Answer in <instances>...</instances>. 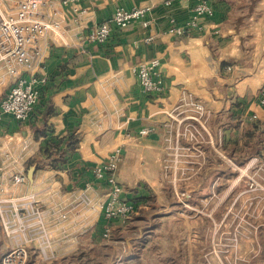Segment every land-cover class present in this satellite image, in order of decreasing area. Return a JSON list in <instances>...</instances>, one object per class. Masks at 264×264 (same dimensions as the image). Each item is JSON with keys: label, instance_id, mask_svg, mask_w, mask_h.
I'll return each instance as SVG.
<instances>
[{"label": "crops", "instance_id": "0c3cea01", "mask_svg": "<svg viewBox=\"0 0 264 264\" xmlns=\"http://www.w3.org/2000/svg\"><path fill=\"white\" fill-rule=\"evenodd\" d=\"M208 1L214 13L202 19L203 29L174 35L170 19L185 24L187 8L166 0H81L92 12L72 26V40L50 38L34 114L23 123L11 114L0 120V147L6 134L27 139L34 150L27 160L64 137L65 162L37 169L17 188L42 199L47 233L30 251L44 253L47 264H235L237 257L238 264H264V197L253 199L241 185L244 177L257 181L264 173V68L251 72L264 66V0ZM139 5L153 6V24L137 20L114 28L104 44H76L118 7ZM155 57L162 62L163 93L144 92L132 71ZM189 95L210 110L201 122L182 105ZM189 123L203 132L200 141L182 134ZM147 126L153 127L149 135L128 137ZM72 134L79 136L76 149L66 146ZM118 146L123 197L139 209L127 222L112 221L106 238L100 203L108 187L92 168ZM25 171L28 176L26 165ZM11 174L6 161L1 187L11 184ZM183 191L192 193L188 202ZM235 238L242 249L224 254Z\"/></svg>", "mask_w": 264, "mask_h": 264}, {"label": "built area", "instance_id": "2783aa9c", "mask_svg": "<svg viewBox=\"0 0 264 264\" xmlns=\"http://www.w3.org/2000/svg\"><path fill=\"white\" fill-rule=\"evenodd\" d=\"M165 5L187 8L190 12V18L185 24H177L175 17L170 19L171 27L168 32L174 35H184L192 29L202 30V19L214 13V8L208 0H166ZM152 10V5L118 7L111 18L94 24L86 34H80L76 44L80 47L104 44L114 28L124 29L137 20L143 21L145 26L151 25L154 23ZM90 12L91 8L82 7L81 0H0V94L3 93L4 87H9L0 100V120L6 114H11L20 123L31 118L41 100V86L46 82V78L39 76L38 72L50 38L59 36L68 43V39L72 40V26L84 22L85 16ZM152 39L153 37L149 36L146 41ZM132 71L144 92H164L165 78L160 58L140 62L132 67ZM183 101L185 111H191L189 117L201 122L200 120L209 116L210 110L202 100L189 95L183 97ZM260 104L264 107V91L260 96ZM255 117L256 115H253L251 119ZM151 132L153 127L147 126L129 134L128 137L137 140ZM182 134L197 141L203 138L201 129L191 123L186 125ZM4 138L5 141L0 147V170L8 161L12 174L11 184L0 186V221L3 233L9 237L11 243L2 255L0 264H26L33 240L43 238L47 233L41 197L32 191H17L19 186L28 182L25 165L34 150L27 139L18 138L14 134H6ZM123 158V148L118 146L106 160L92 168L94 177L105 182L108 187L106 196L100 203V212L106 221V238L111 235L112 221L127 222L139 209L136 201L123 197L124 185L118 175ZM225 160L233 166L231 159L226 157ZM217 183L215 180L213 184ZM249 191L253 199L264 197V185L257 181H252ZM181 196L188 202L192 193L183 191ZM84 201L89 202L90 197L86 196ZM76 215L80 216L81 212ZM229 248L231 252L234 249L240 251L242 246L239 238L224 246V254H228ZM39 255L46 258L44 253ZM238 259L239 257L235 264H238Z\"/></svg>", "mask_w": 264, "mask_h": 264}, {"label": "trees", "instance_id": "16d2710c", "mask_svg": "<svg viewBox=\"0 0 264 264\" xmlns=\"http://www.w3.org/2000/svg\"><path fill=\"white\" fill-rule=\"evenodd\" d=\"M231 64V61H223L222 66H226ZM49 116L54 115L53 111L48 112ZM254 127L257 128L256 123H254ZM45 130L40 129L37 130V134H44ZM249 134H251L248 131ZM79 136L77 134H72L69 136V139L66 142V146L68 149H76L79 146ZM64 141V137L59 139V142L56 144H51L50 147H42L40 153L33 158H30L26 162V169L28 170L31 166H35L36 170L44 168L46 165H49L53 168L59 167V165L65 162V150L61 148V144ZM43 153L47 154L46 159H42L41 155Z\"/></svg>", "mask_w": 264, "mask_h": 264}, {"label": "rangeland", "instance_id": "374dc122", "mask_svg": "<svg viewBox=\"0 0 264 264\" xmlns=\"http://www.w3.org/2000/svg\"><path fill=\"white\" fill-rule=\"evenodd\" d=\"M262 68H264L263 65L260 66L259 68L252 69L251 72H252V74L254 73V75H255L256 73H259ZM0 85H1V82H0ZM8 89H9V87H4L3 93L0 95V100L6 94ZM18 131H21V130L19 129ZM226 165L229 167V169L234 170L233 166H231V165L229 166L227 164V162H226ZM240 167H241V170L244 168L243 165H241ZM256 179H257V182L259 184L264 185V173H263V171L260 174L256 175ZM219 183H221L220 180H219ZM251 183H252V180L249 179L247 176L244 177V180L241 181V185L249 186ZM10 243H11V241H10L9 237L3 233L2 223L0 221V262H1L2 255L7 251ZM46 262H47V259H45L42 256H38L37 252L30 251V249H29V255H28V260H27L26 264H47Z\"/></svg>", "mask_w": 264, "mask_h": 264}, {"label": "water", "instance_id": "95a60500", "mask_svg": "<svg viewBox=\"0 0 264 264\" xmlns=\"http://www.w3.org/2000/svg\"><path fill=\"white\" fill-rule=\"evenodd\" d=\"M35 171H36L35 166H31V167L28 169V177L30 178V180H33V179H34Z\"/></svg>", "mask_w": 264, "mask_h": 264}]
</instances>
